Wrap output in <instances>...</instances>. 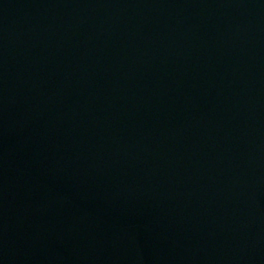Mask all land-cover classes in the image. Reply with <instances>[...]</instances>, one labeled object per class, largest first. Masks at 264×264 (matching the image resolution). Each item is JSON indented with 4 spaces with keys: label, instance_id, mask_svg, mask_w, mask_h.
<instances>
[{
    "label": "water",
    "instance_id": "obj_1",
    "mask_svg": "<svg viewBox=\"0 0 264 264\" xmlns=\"http://www.w3.org/2000/svg\"><path fill=\"white\" fill-rule=\"evenodd\" d=\"M0 264H264V0H0Z\"/></svg>",
    "mask_w": 264,
    "mask_h": 264
}]
</instances>
